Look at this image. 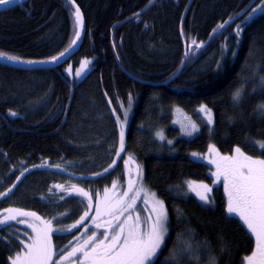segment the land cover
<instances>
[{
	"label": "trees",
	"instance_id": "trees-1",
	"mask_svg": "<svg viewBox=\"0 0 264 264\" xmlns=\"http://www.w3.org/2000/svg\"><path fill=\"white\" fill-rule=\"evenodd\" d=\"M151 1L75 0L86 33L72 60L92 58L90 71L79 81L66 75L69 62L33 71L0 65V191L11 188L23 170L29 174L43 165L0 197V213L17 208L51 220L56 254L81 235L80 224L70 226L88 205L85 197L76 201L66 198V191L58 195L57 185L70 189L78 182L96 192L114 177L124 179L120 162L130 155L167 210V237L153 264H209L210 257L216 264H245L254 237L227 212L225 187L215 185L213 168L192 154H204L214 144L224 156L239 147L264 159L257 143L264 142V111L259 107L264 105V10L249 20L264 0H194L182 25L189 0H157L138 14ZM181 27L190 54L175 80L162 84L184 60ZM76 32L70 0H31L0 13V53L20 60L51 59L71 45ZM238 90L240 97L234 100ZM121 104L132 108L125 147L114 149L115 144V152H109L102 143L107 136L110 144L115 141L111 110L116 114ZM202 106L212 111L213 125L202 123L197 135L183 136L173 125L174 108L197 118ZM92 114H109V120L107 134L94 140L99 145L89 151L83 144L92 142ZM117 151L123 159L113 167ZM105 153L110 161L101 159ZM91 156L95 159L89 161ZM105 169L110 171L107 179ZM189 181L214 183L212 204L192 195ZM20 220L0 224V264H11L29 242V227Z\"/></svg>",
	"mask_w": 264,
	"mask_h": 264
},
{
	"label": "snow or ice",
	"instance_id": "snow-or-ice-1",
	"mask_svg": "<svg viewBox=\"0 0 264 264\" xmlns=\"http://www.w3.org/2000/svg\"><path fill=\"white\" fill-rule=\"evenodd\" d=\"M70 2L75 4V0H70ZM9 3H12V0H0V5ZM74 17L77 26L83 29V15L78 6L74 10ZM79 38L80 32L77 31L72 44L74 45ZM63 55L64 53L60 54L61 57ZM0 57H5L12 61L19 59L15 56H6L5 53H0ZM51 59L52 61H57L60 57H52ZM85 64H87V61H85ZM77 75H80V73L77 72ZM239 97L240 91L238 90L233 98L238 100ZM259 107L261 111H264V105ZM202 110L207 115L208 121L211 122V110L207 106H202ZM12 115H15V113H12ZM191 127L195 130L194 125ZM123 129L124 124L121 123V150H123ZM157 135H160L161 139H163L162 134L158 133ZM257 143L261 149H264V142ZM209 151L215 152L217 157L211 162L216 165L215 182L218 183L221 179L224 182L225 191L228 195L227 212L238 217L255 240L253 251L244 258L245 264H264V159H254L246 155L239 147L234 149V154L231 156H220L214 146ZM193 155L196 154L194 153ZM131 159L129 157V160ZM107 170L105 169V171ZM136 174L138 178H142V171L139 166H137ZM15 187L16 185L14 184L7 192H0V197L8 195ZM57 187L64 188L63 185H57ZM115 187L116 185L113 184V188ZM188 188L204 203H212L209 195L212 188L208 185L190 182ZM132 189L133 181L131 180L129 181L128 191L124 192L120 198L109 197L106 189V195L102 201L103 207L98 206L96 214L97 217L106 215L111 217V219L106 222V225L97 224L96 226L98 228L105 226L108 231L102 233V238L100 239L95 235L89 236L83 244L74 247L66 256L61 255L60 260L56 261L55 264H62V261L70 260L77 253L82 256L80 264H153L154 258L164 244L167 235V211L163 201L156 200L152 202L149 215L146 217V228L142 227L139 214L135 216L131 214L125 215L134 210L136 199L139 195L137 192L131 197L130 201L126 199ZM64 191L75 192L85 197L88 201L87 206L91 208L92 195L89 192L75 186H72L70 190L64 189ZM88 215V212H85L80 220L70 227H77L78 224L88 218ZM18 217H30L35 221L30 225L34 236L29 238L30 242L23 244V252L17 253L14 258H11V264H53L55 250L51 242V234L54 231L52 221H45L34 212L8 208L3 213H0V224L16 221ZM121 217L124 218L121 219ZM93 220L95 221V218ZM19 222L28 223L27 220H20ZM109 231L113 233L110 237ZM185 247L190 249L191 245L186 243ZM171 259L175 260V257L173 256ZM71 264H75V262L71 261ZM209 264H216L215 259L210 257Z\"/></svg>",
	"mask_w": 264,
	"mask_h": 264
},
{
	"label": "rangeland",
	"instance_id": "rangeland-1",
	"mask_svg": "<svg viewBox=\"0 0 264 264\" xmlns=\"http://www.w3.org/2000/svg\"><path fill=\"white\" fill-rule=\"evenodd\" d=\"M263 10H264V6L260 5L257 9H255V11L253 12V15L249 18V20H251L257 14L263 12ZM85 61H87V64H85ZM208 63L205 62L201 67L204 68ZM91 67H92V58L91 57H81L78 61L71 60L65 66L64 70H65L66 75L69 76L72 80L79 81V80L83 79L87 75V73L90 71ZM69 69H70V71H69ZM77 72H79L80 75H77ZM131 110H132V108H128V107L124 106L123 104H121V110L116 112V114L114 113L113 110H111V112L114 114L113 117H112V120H115L116 126L113 127L114 131H113V129L110 131V136L114 137L113 141L115 140L114 141L115 143L114 142L112 144L109 143L110 142L109 141V136H107V138L102 143V144H108L109 145V152H115L114 149H116L117 147H118V149H119V147L121 148V146H120L121 123L124 124V129H123V131H124L123 149H124L126 131H127L128 125H129V121H130L129 119L131 117ZM173 114H174L173 125L178 127L180 129V131L182 132L183 136H186V137H194L195 135H197L200 132V130H201L202 123H205V124H207L209 126H212L213 122H214V117H213L212 111H211L212 121L209 122L207 115L202 110V107H200L197 110V113H196V115L198 116L197 118H202L203 119L201 122L198 121L197 118H195L193 115H190V114L186 113L184 110H182V109H180L178 107L174 108ZM107 115H109V114H102V115H97V114L94 115V114H92L90 117H88V120H92V121H90V124L92 125L93 123H95V126L94 127L92 126L91 127L92 130H90V133L93 135V136H90L92 142H89L88 144H83V148H88L89 147V151H93L95 149V147H97L99 145V144H94L95 142L93 143V141L97 140V139H100L103 134H105V133L107 134L106 120L107 121L109 120ZM97 120H99V121H97ZM192 125L195 126V130L192 129V127H191ZM105 129H106V131L103 132V130H105ZM115 144H116V147L113 149ZM213 146H214V144H212L210 146V148H212ZM214 148H215L216 152L219 153L220 156H224V155H222V153L218 150V148L216 146H214ZM107 150H108V148H105L106 152H107ZM193 154H192L193 159H195L197 161L205 162V163H207L208 165H210L213 168V176H214L215 185L220 184V182H221V183H223V186H224L223 179H221V181L218 182V183L215 182L216 165L211 162L212 160L217 158L215 152H210L208 150L204 154H201V153H195L196 155H193ZM127 156L128 157H124V159H123L121 153L119 154L118 151H117L116 155H114V157H113V159L115 161L114 164H113V167H114L116 161L118 162L119 159H123L120 162V167H122V172H123V175H124V179L120 180L119 177H114L109 184L103 185L96 192H95L94 189H91V188L85 189L83 187V185L81 186L78 182H74V183H72L70 185V189L72 188V186H75L76 188L83 189V190L89 192L93 196V198H92L93 201L91 202V208H89L87 206V209L85 210V212H88V214H89L88 218H86L79 225V228L76 227L77 228V232H80L81 235H79L76 238L75 242H72V244L68 245L66 249H59L57 251V253L53 257V264H55L56 261L60 260L61 255H65L66 256L69 252H71V250L74 247H78L79 245L83 244L84 241L87 240L89 236L95 235L98 239H100V238H102L101 234L105 233L106 231H108V229L105 226H101L99 228L96 226L97 224L106 225V222L111 219V217L106 216V215H101V216L97 217V214H96V208L98 206H100L101 208L103 207L102 201L105 198V195H106L105 190L106 189L108 190L107 195L109 197L115 196L116 198H120V197L123 196L124 192L128 191L129 181L130 180L133 181V189H132L131 192H129V195H128V197L126 199H128L130 201L131 197L134 194H136L137 192L139 193V195H138V197L136 199V204H135L134 210L130 211V213H126L125 215L131 214V215L135 216L136 214H139V216L141 218L142 227L146 228V217L149 215V211H150V209L152 207V202H154L156 200H159V201H163V200L160 199L155 192H153V191H151L150 189L147 188V186L145 185L144 179H143V173H142V178H138L137 177V174H136L137 166H139L140 170L142 171L141 166L130 155H127ZM129 157H131L132 159L129 160ZM94 159L95 158H93L91 156V158H89L88 160L92 161ZM101 159H103V160L104 159H109L108 161H110L111 157L108 156L105 153V154H103ZM42 167H43V165L39 164L35 168L39 169V168H42ZM35 168L30 169L28 173L29 174L33 173L35 171L34 170ZM108 169H111V168L109 167ZM108 172H110V171L107 170L104 173H102L103 175H105V179H107L106 175H108ZM22 173H23V175L20 174L19 177L14 181V183H11L10 187H12V185L15 184L16 187L13 188V189H16L17 187H19L22 184L23 178L25 176L29 175V174H26L24 172V170H23ZM190 182H195L196 184L203 183V184L208 185L212 189L215 186L214 183L210 184V183L202 182V181H189V182H187L188 191L192 195H194L198 200H200V199L196 196V194L191 192L189 190V188H188V184ZM63 183L64 184H68L69 181H66V179H65V180H63ZM113 184L116 185L115 188H113ZM2 187H4V186H2ZM2 187H1V191L0 192H7L8 189H9V188H2ZM56 193L59 195L62 192H61L60 189H57ZM58 195H56V196H58ZM209 195L211 197L212 191H211V193ZM74 196H77V198H79V199L83 198V196H81V195H79V194H77L75 192H73V193L72 192L71 193L65 192V197L66 198H69V197L70 198H74ZM226 198H227V201H228L227 192H226ZM85 200H87V199L85 198ZM201 202H203V201H201ZM75 203H76V205H79L80 208H82L81 203H78V202H75ZM163 204H164V207H165L164 201H163ZM165 209H166V207H165ZM23 211H25V210H23ZM26 212H30V211H26ZM231 215L235 216L234 214H231ZM93 218H95V221L93 220ZM123 218L124 217H121V219H123ZM21 219L28 221V223H22V224H24V225L29 227V231H30L31 236H28V237L30 238V237L34 236V232H33L32 228L30 227V225L32 223H34L35 221H33V219L30 218V217H21ZM83 228H84V232H83ZM52 234H51V237H52ZM108 234H109V237H110L113 233L111 231H109ZM166 237H167V235H166ZM51 242H52V239H51ZM52 244H53V242H52ZM89 247H91V245H89ZM53 248H54L55 251H56V249H58L57 246H53ZM80 255H81L80 253H77V255L75 257H71L70 260L62 261V264H69V263H71V261L75 262V261H77V260H75V258H78ZM155 258H154V260H155Z\"/></svg>",
	"mask_w": 264,
	"mask_h": 264
},
{
	"label": "water",
	"instance_id": "water-1",
	"mask_svg": "<svg viewBox=\"0 0 264 264\" xmlns=\"http://www.w3.org/2000/svg\"><path fill=\"white\" fill-rule=\"evenodd\" d=\"M29 1H31V0H12V3L6 4V5H0V13L8 11V10H11V9H14V8H16V7L20 6V5H23V4L27 3V2H29ZM156 1L157 0H152L150 2V4L148 6H146L138 14H141L143 12L148 11L156 3ZM193 1L194 0H189L188 5H187V7H186V9L184 11V14H183V17H182V20H181V25L183 24L185 16L187 15V13H188ZM77 6H78L77 4H73L74 10H75V8ZM79 9H80V12L83 15V12H82L80 7H79ZM77 31L80 32L79 40L74 45L71 43V45L66 49V51L63 52L64 55L62 57L60 55L56 56V57H60V59L57 60V61H52V59L39 60V61H29V60H20V59H18L16 61H12V60H9V59H7L5 57H0V65L7 66V67H10V68H14V69L26 70V71L42 70V69L43 70H48V69H54V68L60 67V66L64 65L66 62H68L69 60H71L72 57L74 55H76L81 49V46H82V43H83V40H84V37H85V33H86V21H85L84 15H83V29H80L77 26ZM180 33H181V37H182V40H183L184 46H185V57H184V60L182 62L181 67L179 68L178 72L175 75H173L170 79H168L167 81L162 82V84H168V83H170V82L175 80V78L184 69L186 61L188 59V54H190V51L188 50L186 42H185V40L183 38L182 27H181ZM74 39H75V37H74Z\"/></svg>",
	"mask_w": 264,
	"mask_h": 264
}]
</instances>
